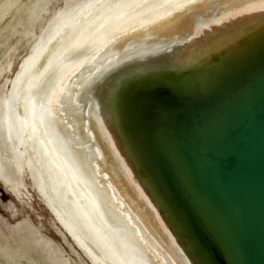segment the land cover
Here are the masks:
<instances>
[{"label":"bare ground","instance_id":"6f19581e","mask_svg":"<svg viewBox=\"0 0 264 264\" xmlns=\"http://www.w3.org/2000/svg\"><path fill=\"white\" fill-rule=\"evenodd\" d=\"M10 6L14 17L27 11L15 0ZM263 7L264 0H74L33 41L13 77L3 78L10 61L0 66V180L6 183L9 164L17 179L12 194L29 184L54 230L92 264H186L110 141L104 97L126 68L178 52L184 46H171L214 16L227 13L221 23L228 25L237 13ZM26 223L30 240L41 243L29 216ZM28 250L0 232V264H35Z\"/></svg>","mask_w":264,"mask_h":264},{"label":"water","instance_id":"95a60500","mask_svg":"<svg viewBox=\"0 0 264 264\" xmlns=\"http://www.w3.org/2000/svg\"><path fill=\"white\" fill-rule=\"evenodd\" d=\"M226 14L126 68L103 102L119 159L186 264H264V7Z\"/></svg>","mask_w":264,"mask_h":264},{"label":"rangeland","instance_id":"374dc122","mask_svg":"<svg viewBox=\"0 0 264 264\" xmlns=\"http://www.w3.org/2000/svg\"><path fill=\"white\" fill-rule=\"evenodd\" d=\"M12 1L14 0L0 1V13H2L0 15V19H2L0 20V66H6L8 61L11 62L9 69L3 72V78L13 77L21 58L29 56L33 41L43 34L44 30L49 29L53 18L74 0H15L17 5L26 7L27 10L26 13L17 17L13 16L17 9H11L13 7L10 6ZM46 1L47 4H44L43 10L41 12L38 11L37 8ZM6 22H8V25L4 27ZM18 106L19 103L16 109H18ZM27 122L25 123L26 125H24V121L22 122V126L25 127H22V136L26 142H30L34 134H32L30 122ZM30 134H32L31 137ZM4 173L7 178L6 183L4 184L0 180V232L11 239V241H25L29 246L30 257L35 264H70L67 261L68 258L75 264H92L72 238L66 235L69 247L64 238L54 230L53 224H57L36 191L31 186H28L29 184H25L26 189L24 188L20 195L12 194L15 192L17 183L16 175L9 164H5ZM23 182L27 183L28 178H24ZM7 187L11 189L8 190ZM27 216L39 229L35 233L41 243L30 240L31 235L29 236L28 230L33 231V229L30 226L26 228V225H28L26 223ZM62 229L64 230L63 227ZM55 245L61 246V251L56 250Z\"/></svg>","mask_w":264,"mask_h":264}]
</instances>
